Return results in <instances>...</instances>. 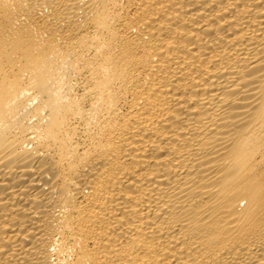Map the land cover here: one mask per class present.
I'll use <instances>...</instances> for the list:
<instances>
[{
	"label": "bare ground",
	"instance_id": "1",
	"mask_svg": "<svg viewBox=\"0 0 264 264\" xmlns=\"http://www.w3.org/2000/svg\"><path fill=\"white\" fill-rule=\"evenodd\" d=\"M0 264H264V0H0Z\"/></svg>",
	"mask_w": 264,
	"mask_h": 264
}]
</instances>
